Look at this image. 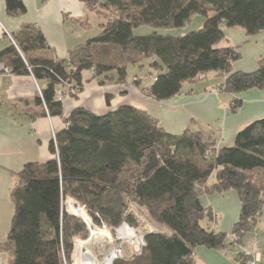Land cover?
<instances>
[{
  "label": "trees",
  "instance_id": "1",
  "mask_svg": "<svg viewBox=\"0 0 264 264\" xmlns=\"http://www.w3.org/2000/svg\"><path fill=\"white\" fill-rule=\"evenodd\" d=\"M80 1L104 20L100 33L72 49L69 58L53 57L43 32L32 24L0 49V62L11 73L32 74L46 82L42 95L35 97L44 108L36 115L63 116V99L77 97L84 89L85 70L101 84L141 85L144 94L157 100L180 94L185 84L210 71L225 76L220 85L225 91L264 89V58L254 71L235 70L238 48L220 45L225 27L250 35L264 31V0ZM6 3L11 14L26 11L21 0ZM194 15L205 21L188 33H134L142 25L183 28ZM146 80L153 81L142 85ZM241 103L235 98L231 109L236 111ZM65 122L50 144L54 158L27 163L11 189L15 211L11 228L0 241L8 264L70 262L74 237L85 236L87 228L81 219L62 211L66 195L81 199L97 221L110 226L124 220L135 223L127 212L131 202L166 226L167 230L146 235L140 254L114 264H197V247L243 246L262 220L264 117L240 129L233 146L219 148L214 137L200 130L170 133L150 113L131 104L102 115L79 106ZM230 190L237 191L241 201L232 231L206 228L205 221L216 216L204 206L202 196ZM240 255L243 263L247 255Z\"/></svg>",
  "mask_w": 264,
  "mask_h": 264
},
{
  "label": "crops",
  "instance_id": "2",
  "mask_svg": "<svg viewBox=\"0 0 264 264\" xmlns=\"http://www.w3.org/2000/svg\"><path fill=\"white\" fill-rule=\"evenodd\" d=\"M21 1L26 11L11 14L6 0H0V49L12 43L5 30L13 37L28 24L43 32L51 55L60 59L67 58L72 49L95 36L92 35L94 25L89 21L92 11L80 0ZM102 23L103 20L100 26ZM224 31L226 38L222 45H233L240 52L234 69L256 70L259 60L264 58V31L253 35L234 27H225ZM179 34H184L183 30ZM83 77L85 86L78 96L64 97L63 116L36 115L44 109L35 102L38 87L41 89L46 82L38 81L32 74L0 71V241L11 228L15 206L10 192L19 173L27 163L54 158L50 150L52 131L63 129L65 117L79 106L102 115L123 104H131L154 116L166 131L180 134L189 127L200 130L206 136L214 137L218 148L233 146L240 129L264 117V89L251 88L239 93L225 91L220 87L225 76L216 72L206 73L199 80L185 84L180 94L165 100L147 96L141 85L131 82L101 84L98 78L92 79L90 70L83 71ZM152 81H143L142 85ZM108 94L111 95L109 100ZM235 98H240L242 103L233 111L231 104ZM202 202L211 207L216 216L213 221L206 220L205 227L230 233L240 217L241 201L237 191L204 195ZM256 227L258 229L246 237L243 246L197 247V264H243V256H238L239 253L261 252L264 255V206L262 220Z\"/></svg>",
  "mask_w": 264,
  "mask_h": 264
},
{
  "label": "built area",
  "instance_id": "3",
  "mask_svg": "<svg viewBox=\"0 0 264 264\" xmlns=\"http://www.w3.org/2000/svg\"><path fill=\"white\" fill-rule=\"evenodd\" d=\"M5 33L14 41L8 31L5 30ZM0 71L11 73V70L2 62H0ZM71 91L75 92L74 89ZM38 92L42 95L39 87ZM59 95L62 96V93L59 92ZM56 134L57 132L52 131V139L55 142ZM145 210L147 211V209ZM62 211L81 219L87 228L86 237L83 238L80 235L74 237L70 262L68 263L65 259L66 264H114L120 259L130 260L142 252L146 246L148 233L167 230L165 225L151 226L131 205L127 212L133 214L135 223L124 220L117 226H110L102 220L97 221L91 214L88 205L72 195H66L63 198ZM138 220H142L143 224L141 225V222L137 224ZM5 256L8 258V253L0 251V264H4ZM263 257L261 252L247 255L243 264H264Z\"/></svg>",
  "mask_w": 264,
  "mask_h": 264
},
{
  "label": "rangeland",
  "instance_id": "4",
  "mask_svg": "<svg viewBox=\"0 0 264 264\" xmlns=\"http://www.w3.org/2000/svg\"><path fill=\"white\" fill-rule=\"evenodd\" d=\"M90 11H92V12H91V14L89 16L90 17L89 21L94 25V29L92 30V35H97L102 30V26H100V22L102 20H104V18H103V16L101 15V13L99 11H96V10H90ZM204 21H205V17L204 16H202V15H194L192 17V19L189 22H187L186 25L183 28H174V29L158 28V29H156V28L150 27L148 25H142V26H139L138 28H136L134 33L136 35H145V34H149V33L153 32V31H157V32L162 33V34L179 35V33H181L182 30H183V33H188L189 31H192V30L200 28L203 25ZM222 44H224V42H221L220 45H222ZM132 68L133 67L130 68V74L134 70ZM210 72L213 73L215 71H210ZM210 72H207V73L209 74ZM210 180L213 181L214 177L212 176V178ZM65 202H66V200H65ZM131 203H132L131 206H133V208L138 211V213L141 215V217L146 219V221H148L151 226L157 227V226L163 225V224L153 220L151 215H150V212L148 210L147 211L145 210L146 208L140 207L139 205H137V204H135L133 202H131ZM140 222H141V225H142L143 224L142 220H138L137 224H139ZM149 224H148V226H149ZM256 229H258V227H255L254 231H256ZM80 236L84 238V237L87 236V234L85 236H82V235H80ZM73 244H74V242H73ZM4 264H8L7 256L4 257Z\"/></svg>",
  "mask_w": 264,
  "mask_h": 264
}]
</instances>
